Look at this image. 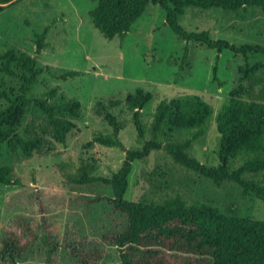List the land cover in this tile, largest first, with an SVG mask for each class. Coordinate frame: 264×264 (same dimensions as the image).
<instances>
[{
  "label": "rangeland",
  "instance_id": "1",
  "mask_svg": "<svg viewBox=\"0 0 264 264\" xmlns=\"http://www.w3.org/2000/svg\"><path fill=\"white\" fill-rule=\"evenodd\" d=\"M95 7L90 0H24L12 2L0 13V52L13 50L36 60L38 67L48 66L50 73L38 77L29 97L44 99L55 89L50 104L62 105L78 101L81 113L72 120L79 132H72L64 146L51 140L44 116L33 107L25 110L23 130L26 137L41 138L45 149L29 159L0 150V165L11 167L16 186L0 185V236L4 230L28 239L26 225L41 236L46 227L60 241L66 232L77 237L100 239L111 225V210L103 204L90 205L88 199L112 197L109 186L101 182L79 184L83 175L89 178H110L120 168L127 150H138L150 139L149 127L156 106L161 101L197 96L210 105L213 115L203 133L180 131L174 134L179 142L191 140L189 155L202 165L217 168L219 135L215 118L229 94L239 85L251 88V97L264 102V73L242 80L239 69L246 63L264 62L260 56H236L228 51L219 55L196 43L178 40L165 24L159 6L148 5L145 13L131 27L125 38L106 40L93 28L89 12ZM189 32H208L213 40L234 45H264V13L249 8L236 13L218 9H187L180 19ZM47 28L44 48L36 55L35 33ZM186 49V51H185ZM217 67V82L212 81ZM179 66L182 71H179ZM68 71L81 73L66 82L58 76ZM15 93V79L0 74V84ZM142 89L152 94L141 112L145 135L139 140L131 125L132 113L124 99L128 93ZM249 100V95L242 97ZM119 101L110 114L122 127L121 149L102 148L95 139L111 138L110 128L102 123L98 106ZM6 103L0 100V108ZM165 141V139H161ZM87 144H89L87 146ZM240 157L229 162L231 170L243 164ZM244 178L264 184V172ZM180 197L187 205L207 204L226 216L264 222V203L252 195H244L235 184L219 186L190 170L176 165L163 151H154L137 161L129 175L126 199L161 203ZM40 201V204L39 202ZM45 221V225H42ZM45 226V227H44ZM105 247L103 264L116 260V251ZM21 264H45L37 251ZM57 264H64L58 262Z\"/></svg>",
  "mask_w": 264,
  "mask_h": 264
},
{
  "label": "trees",
  "instance_id": "2",
  "mask_svg": "<svg viewBox=\"0 0 264 264\" xmlns=\"http://www.w3.org/2000/svg\"><path fill=\"white\" fill-rule=\"evenodd\" d=\"M16 1L0 0V13L5 6ZM95 7L89 12L91 25L104 39L125 38L134 23L142 17L148 5L159 6L164 12L165 24L173 35L185 43H196L216 52L228 51L246 59L248 56L264 58V45H234L225 40H213L208 32H189L180 19L187 9L212 10L236 13L249 8H260L264 13V0H90ZM48 29L35 33L36 55L44 48ZM186 51V49H185ZM179 71L182 67L179 66ZM242 80L264 73V62L246 63L239 69ZM50 73L48 66L38 67L35 58L18 55L13 50L0 52V74L18 83L14 93L0 84V100L6 103L0 108V150L29 159L45 149L41 138L26 137L23 118L27 108H35L44 116L50 128L51 140L64 146L71 140L72 132L79 127L67 117L76 119L81 113L78 101L62 105L50 104L56 90L51 89L44 99L30 98L29 94L39 76ZM216 64L212 81L217 82ZM81 73L68 71L58 76L66 82L80 77ZM251 88L239 85L232 90L226 103L216 115L219 135L217 168L202 165L192 158L188 150L191 140L179 142L174 134L180 131H198L213 115L209 104L197 96L161 101L155 108L149 129L150 139L138 150H127L125 158L110 178H89L83 175L79 184L101 182L109 186L112 197H96L87 200L90 205L103 204L111 210V225L101 236L102 242L75 236L66 232L60 241L45 227L40 236L33 227L26 225L28 239L22 241L16 233L4 230L0 236V264H21L37 251L44 255L45 264H103L107 258L105 247L116 251V260L109 264H264V222L226 216L207 204L187 205L180 197L154 203L147 200L129 201L125 197L129 187V175L135 162L146 159L154 151H163L172 161L219 186L224 182L237 185L244 195H252L264 203V184L244 178L246 174L264 172V102L251 97ZM249 95V100L242 97ZM152 94L142 89L128 93L124 99L127 111L132 113L131 125L139 140L144 139L141 110L151 101ZM119 101L100 103L103 125L110 128L111 138L95 139L105 149H121L119 140L122 127L110 114ZM165 139V141H161ZM89 144H87L88 146ZM244 158L241 167L229 168V162ZM0 185L16 186L11 167L0 165ZM40 204V201H38ZM42 225H45V221Z\"/></svg>",
  "mask_w": 264,
  "mask_h": 264
}]
</instances>
